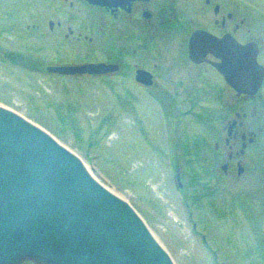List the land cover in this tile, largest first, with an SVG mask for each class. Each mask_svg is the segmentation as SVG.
<instances>
[{"label": "flooded vegetation", "instance_id": "flooded-vegetation-1", "mask_svg": "<svg viewBox=\"0 0 264 264\" xmlns=\"http://www.w3.org/2000/svg\"><path fill=\"white\" fill-rule=\"evenodd\" d=\"M254 22L258 36L246 28L243 0H0V64L62 79L127 70L132 85L159 101L191 106L193 114L206 118L203 142L192 144L200 162L193 173L206 183L202 194L253 208L264 199V14L257 13ZM196 31L255 43L260 85L238 91L215 67L219 59L211 52L192 56L188 42ZM16 38L23 49L7 45ZM237 52L231 56L232 75L244 68ZM90 63L117 69L49 70ZM175 178L181 187L180 173Z\"/></svg>", "mask_w": 264, "mask_h": 264}, {"label": "rangeland", "instance_id": "rangeland-1", "mask_svg": "<svg viewBox=\"0 0 264 264\" xmlns=\"http://www.w3.org/2000/svg\"><path fill=\"white\" fill-rule=\"evenodd\" d=\"M257 1L243 0L254 36L255 16L264 14V0ZM16 40L7 45L23 49ZM61 79L0 64V105L78 155L99 183L136 209L175 264H264V199L236 208L220 194H202L206 183L193 173L200 162L192 144L203 142L206 118L132 85L127 70Z\"/></svg>", "mask_w": 264, "mask_h": 264}, {"label": "water", "instance_id": "water-1", "mask_svg": "<svg viewBox=\"0 0 264 264\" xmlns=\"http://www.w3.org/2000/svg\"><path fill=\"white\" fill-rule=\"evenodd\" d=\"M219 59L215 67L238 91L262 79L257 46L194 32L188 42ZM244 63L232 75L231 56ZM110 64L49 70L62 74L115 71ZM175 264L170 253L126 200L99 183L78 155L50 133L0 105V264Z\"/></svg>", "mask_w": 264, "mask_h": 264}, {"label": "bare ground", "instance_id": "bare-ground-1", "mask_svg": "<svg viewBox=\"0 0 264 264\" xmlns=\"http://www.w3.org/2000/svg\"><path fill=\"white\" fill-rule=\"evenodd\" d=\"M87 171L90 173V175L94 178V176L91 174V172L87 169Z\"/></svg>", "mask_w": 264, "mask_h": 264}]
</instances>
